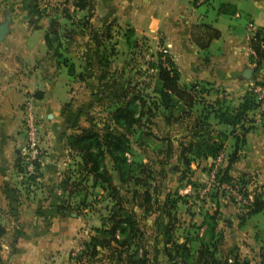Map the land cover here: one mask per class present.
Masks as SVG:
<instances>
[{
	"label": "crops",
	"instance_id": "crops-1",
	"mask_svg": "<svg viewBox=\"0 0 264 264\" xmlns=\"http://www.w3.org/2000/svg\"><path fill=\"white\" fill-rule=\"evenodd\" d=\"M35 1L38 9L46 10L48 16L38 20L30 16L25 0H0V23L9 17L8 32L0 42V225L6 229L1 240V260L2 264H74L68 251L73 248L83 221L74 212L60 210L56 193L51 192L61 180L59 169L65 165L60 157L67 147L63 136L60 139L63 132L58 135L61 129L58 124L70 95L67 93L64 102L58 101L55 95L57 77L52 76L51 71L41 75V65L47 56L44 35L49 21L59 17L61 27L70 24L59 13L62 8L72 11L73 0ZM92 1L94 10L90 23L96 24V30L111 29L112 24H117L133 36L148 39L151 46L167 49L168 57L179 72V87L192 97L191 101L177 100L178 110L165 112L166 117H163V129L181 123L185 136L179 143V150L181 143L187 146L190 141L194 142L192 135L197 132L207 131L213 140L221 132L228 135L223 150L229 155L236 148L235 139L230 136L232 128L215 120L214 113L225 107H236L254 82L264 80V64L256 73L252 72L248 46L249 28L264 30V0ZM225 6L235 10L234 14H225ZM86 15V11L74 12L76 19ZM212 31L218 32L219 37L206 42ZM197 41L203 45L207 43V47H199ZM246 69L251 70L249 79L243 77ZM198 86L206 89L205 100L213 96L208 90L220 91V94L215 92L213 108L207 116L197 107L203 102L198 101L197 92H194ZM38 93L42 94L41 99L34 98ZM27 100L33 101L41 118H46L42 144L48 153L43 157L39 172L43 187L42 191L35 192L19 187L16 168V159L21 156L25 143L22 106ZM253 119L254 122L247 125L250 129L243 143L238 144L235 167L233 169L232 165L229 175L233 176V169L236 175H245L264 187V120L257 119L256 115ZM236 134H239L238 127ZM168 143L166 149L172 150ZM189 158L190 164L211 160L210 157ZM217 211L214 238L219 234L221 211ZM263 214L248 216L242 215L239 209L227 208L225 219L222 218L228 237V243L225 242L227 255L234 252L241 261L261 264L264 230L259 229L258 221L262 220L264 226ZM236 215L239 223L233 221L232 216ZM242 233L247 235L241 237ZM216 244L219 248L222 243L217 241ZM226 259L229 263V257Z\"/></svg>",
	"mask_w": 264,
	"mask_h": 264
},
{
	"label": "rangeland",
	"instance_id": "rangeland-1",
	"mask_svg": "<svg viewBox=\"0 0 264 264\" xmlns=\"http://www.w3.org/2000/svg\"><path fill=\"white\" fill-rule=\"evenodd\" d=\"M70 13L74 14L73 10ZM90 25V28L85 29L81 24L77 26L63 25L59 34L61 44L58 49L59 56L46 57L41 65V75L51 71V75L57 77L55 95L58 101L64 102L67 93L70 95V100L63 105L61 122L58 124L61 127L58 135L63 132L60 139L63 136L65 142L68 135L79 132V129L86 128L88 125L101 128L103 124H109L110 114L115 107L119 106L120 101L118 100H121L122 94H127L129 98H139L137 104L142 105L144 103V116L141 118L140 125L136 126L132 135L129 136L130 150L127 158L130 162L143 165L144 167H142L147 171L149 170L151 174L149 179L147 178L148 174H145L144 177L148 179L153 203L148 216L142 214V210L136 207V203L130 205L137 216L143 243L150 246L155 241H160L159 234L162 227L167 223V219L162 213L164 210L162 205L167 200L177 203L176 209L172 212L176 221L172 233L173 239L178 243L184 242L187 238L192 239L190 245L193 251L198 249L199 240L204 239V237L207 239L204 233L210 223L208 216L212 215L215 210H219L221 211L218 223L219 230L217 229L219 234L218 237L209 242V248L212 249L210 245L216 244L217 241L222 243L219 248L217 247L216 257L221 260V264H224L227 257L230 259L233 256L230 255V252L227 255V249H225V242L228 243L225 222L222 219H225V211L230 207L239 209L242 215L246 213V201L243 202L238 197L233 196L230 189L225 187V183L220 181L221 173L226 166L227 154L225 149L219 155L223 160L216 169H214V161L210 159L195 161L190 164L189 168H186L179 160V143L185 136L180 126L181 123L173 128L163 129V117H166L167 113L163 112V108L160 106L161 102L154 92V89L157 88V63L161 59L160 56L162 57V49L165 48L158 45L151 46L148 39L142 36H133L127 32L125 27L112 24L111 38L108 41L101 40L102 46L98 50L99 54L107 59L108 68L98 66L95 60L92 68L95 77L90 78L86 58L93 55L97 49V47L92 46L90 41L93 40L94 36L100 37L101 33L105 32V29L102 30V28L101 31L96 30V24L90 23ZM71 30L74 32L71 33ZM126 40H129L128 43ZM69 66L74 68L75 73L82 74V80L73 76L69 77L67 73ZM100 77L102 79L98 80ZM205 91L206 89L201 86L194 89V92H197L198 101L203 100L197 106L198 109L202 110L203 116H207L211 111L210 109L213 108L214 102L212 101L215 92L220 94V91L208 90V93L209 91L212 92H210L213 95L212 100H205L203 98ZM225 95L227 94L225 93ZM33 110L37 118L40 119L39 140L44 157L48 153L42 144L44 143L43 124L46 122V118H41L35 108ZM52 130L55 133V130ZM168 142L172 145V153L166 149L169 145ZM62 155L63 157L61 156L60 159L63 158L65 165L60 168L61 170L59 169L61 180L52 187L51 192L56 193L55 198L59 206L67 207L68 210L73 211L82 219L83 225L74 239L73 248L68 253L73 258L74 264H89L85 260L81 263L76 262V257H81L83 242L93 235L94 228L101 226L102 219L108 216L113 204L106 193L99 186H94L91 180L81 172L77 165L80 160L74 153L67 149ZM234 167L233 165L232 168L234 169ZM233 169L231 171L232 177L237 178L238 175ZM214 171L217 173L215 174ZM113 175L115 176V174ZM18 177H20L18 185L21 189L28 192L42 191L43 183L40 178L31 180L19 173ZM62 181L67 183L66 191L61 190ZM248 181L246 193L248 195L256 193L264 199V187L252 178ZM114 183L116 184L117 181L114 180ZM236 185L238 186V184ZM232 217L233 221L240 222L237 215ZM261 218L263 219V217ZM261 221H258V226L260 230H264ZM243 233L240 235L241 237L247 235H243ZM159 260L161 261L160 264H168L162 256L159 257ZM92 264L106 263L100 261L99 256Z\"/></svg>",
	"mask_w": 264,
	"mask_h": 264
},
{
	"label": "trees",
	"instance_id": "trees-1",
	"mask_svg": "<svg viewBox=\"0 0 264 264\" xmlns=\"http://www.w3.org/2000/svg\"><path fill=\"white\" fill-rule=\"evenodd\" d=\"M25 2H27L25 8L28 14L35 17L36 20L48 16L46 10L38 9L35 0H25ZM71 8L73 13L75 11L87 12L86 17L80 20L82 22L77 20L74 14L66 8H62L59 16L67 19L71 26L81 24L84 29L90 28V19L93 17L94 10L93 1L73 0ZM234 11L229 6H225V14L233 15ZM61 31L59 17H52L44 35L46 57L59 56L58 49L61 45L59 34ZM70 32L74 31L71 30ZM127 32L131 33L130 31ZM263 33L264 30L257 29L254 35L248 39L251 52L249 63L253 65V73H256L264 64ZM218 37L219 33L212 31L208 34L206 42ZM110 38V28H106L100 37L94 36L93 40L90 41L92 46L97 47L93 55L86 58L90 78L95 77V72L92 69L95 60L98 66L108 68L107 59H104L98 50L102 46L101 40L108 41ZM128 41L126 40L127 43ZM197 44L203 49L207 47V43L203 45L197 41ZM110 54L112 55V53ZM67 73L69 77H77L80 80L83 78L81 73H75L72 66H69ZM100 79L102 77L98 80ZM156 81L157 88L154 89V92L157 94L164 112L171 113L172 110H178L176 105L179 99L192 100V97L179 87V72L168 55L165 56L164 62L161 59L158 60ZM261 84H264V81L254 82L253 86ZM251 87L236 107H225V109H219L214 113L215 120L232 128L230 136L234 137V147H236L227 155L226 166L221 173L220 181L228 185L235 182L245 190L249 184L245 175L233 178L229 175V171L237 159L238 144L240 141L243 143L245 134L250 129L247 125L254 122V115L259 108ZM34 98L41 99L42 94H35ZM138 100L137 97L129 98L127 94H122L121 100H118L120 101L119 106L115 107L110 114L109 124H103L101 128L88 125L86 128L79 129V132L68 135L65 139L67 149L80 160L77 165L81 172L91 180L94 186H99L113 204L108 216L102 219L101 226L94 228L93 235L83 242L81 257H76V262L81 263L85 260L92 264L100 256V261L106 264H160L159 257L162 256L168 264H190L191 262L192 264H221V261L214 257L217 252V244L210 245L212 249L209 248V242L215 237L219 215L217 210L208 216L210 223L204 233L207 239L204 237V239L199 240L198 249L193 251L190 246L192 239L187 238L182 243L173 239L172 233L176 221L172 212L176 209L177 203L167 200L162 205L164 208L162 213L167 219V223L162 227L159 234L160 241H155L150 246L143 243L137 216L130 205L136 203V207L142 210V214L148 216L153 204L148 187V179L151 178V174L149 170L143 168V165L130 162L127 158L130 150L129 136L132 135L133 129L140 125L141 118L144 116V103L141 101L143 104L138 105ZM188 104L191 105V102ZM237 127L239 134H236ZM192 138L194 142L190 141L187 146H184L183 143L180 144L179 160L186 168L190 166L191 158L189 156L205 159L210 157L212 161H215L222 153L224 141L227 140L228 135L218 132L213 140V137L206 131L201 134L197 132L192 135ZM169 152L172 153V150ZM22 161L21 156L16 159V168L19 174L23 173ZM35 171L36 175L30 176L28 179L36 180L39 178L40 166L37 165ZM145 174H148V179L144 178ZM114 180L117 181L116 184ZM66 185V181L61 182L62 191H66ZM244 197H248L246 192ZM59 209L69 211V214L73 212L63 206H59ZM245 209V215L248 216L264 213V199L255 193L252 203ZM5 234L6 229L0 225V264H2L1 240ZM230 255H233L230 258L231 262L228 263V259H226L224 264H249L248 260H239L238 255H234V252H230ZM260 258L261 264H264V253L260 255Z\"/></svg>",
	"mask_w": 264,
	"mask_h": 264
},
{
	"label": "built area",
	"instance_id": "built-area-1",
	"mask_svg": "<svg viewBox=\"0 0 264 264\" xmlns=\"http://www.w3.org/2000/svg\"><path fill=\"white\" fill-rule=\"evenodd\" d=\"M255 31L256 29L252 27L249 28L250 34L248 39L254 35ZM262 37H264V33ZM161 54H162L161 60L164 62L165 56L167 55V49H162ZM251 88L259 104V108L255 113L256 118L260 120H264L263 119L264 118V84L253 86ZM33 109L34 108L31 100H27L22 106V111H23L22 124L24 127V134H25V143L22 147V154H21V157L23 159L22 175H24L27 179L30 176L36 175L35 168L37 165L41 166L43 160V149L41 148L40 140H39L40 119L37 118V115L35 114ZM222 160L223 158L221 159L220 156L217 157V159L214 161L215 163L214 169L217 168L218 164L221 163ZM216 173L217 172H215V174ZM225 185L226 188L228 187L230 189V192L233 196L238 197V199L242 200L243 202L246 201L245 207H248L252 203L253 195H248L247 198L244 197V193L246 192L245 189L241 188L239 185L237 186L235 182L234 185L233 183L232 185H228V184Z\"/></svg>",
	"mask_w": 264,
	"mask_h": 264
},
{
	"label": "water",
	"instance_id": "water-1",
	"mask_svg": "<svg viewBox=\"0 0 264 264\" xmlns=\"http://www.w3.org/2000/svg\"><path fill=\"white\" fill-rule=\"evenodd\" d=\"M8 26H9V17H6L5 21L0 23V42L4 39L5 35L7 34ZM250 74H251V70L250 69H246L243 72V77L246 78V79H249Z\"/></svg>",
	"mask_w": 264,
	"mask_h": 264
}]
</instances>
